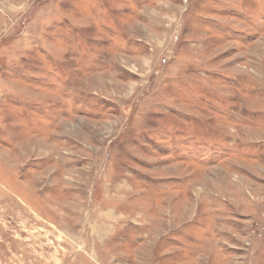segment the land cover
Segmentation results:
<instances>
[{"label":"rangeland","instance_id":"rangeland-1","mask_svg":"<svg viewBox=\"0 0 264 264\" xmlns=\"http://www.w3.org/2000/svg\"><path fill=\"white\" fill-rule=\"evenodd\" d=\"M0 264H264V0H0Z\"/></svg>","mask_w":264,"mask_h":264}]
</instances>
